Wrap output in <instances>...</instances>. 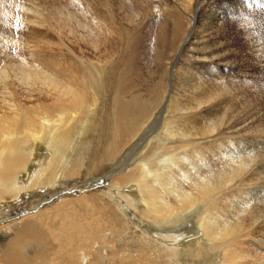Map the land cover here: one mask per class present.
Wrapping results in <instances>:
<instances>
[{
    "label": "bare ground",
    "instance_id": "obj_1",
    "mask_svg": "<svg viewBox=\"0 0 264 264\" xmlns=\"http://www.w3.org/2000/svg\"><path fill=\"white\" fill-rule=\"evenodd\" d=\"M23 1L0 0V264H264V88L218 79L264 74V0ZM59 3L66 58L10 18Z\"/></svg>",
    "mask_w": 264,
    "mask_h": 264
},
{
    "label": "rangeland",
    "instance_id": "obj_2",
    "mask_svg": "<svg viewBox=\"0 0 264 264\" xmlns=\"http://www.w3.org/2000/svg\"><path fill=\"white\" fill-rule=\"evenodd\" d=\"M28 1V0H27ZM31 2H36L37 3V1L38 0H30ZM45 1H47V0H45ZM58 1H60V0H56V2H58ZM18 2H19V0H18ZM21 2H24L23 0H21ZM77 3V4H76ZM233 5V6H232ZM77 6H78V8L80 7L79 6V4H78V2L77 1H75V7L74 8H77ZM260 6V5H259ZM58 7H60V3H59V5L57 6V8H56V10H54V15H53V22L52 21H50V25L48 26V25H46L44 28H40V27H31V25L28 23L29 21H27L26 20V18L24 19V21H26V23H27V30H25L26 29V27L24 28V27H19L18 28V26H17V24L19 23L18 21H19V19L21 18V17H26V16H33L32 14H30L29 12L26 14V12L27 11H25V13L24 12H22V14H24V15H21L19 12H15V14H14V17H13V15H9L8 14V16H10V18H12L13 20H12V22H14V20H17V24H15V22H14V27H15V29L19 32V34L22 36V38H23V44H24V46H27V44L30 42L29 40H31V42L29 43L30 45H33L34 43H36L37 44V49H36V53H37V51H38V53L39 54H44V56H45V53H47L48 55H50V56H55V54H59V52L58 51H60L61 53H60V55L63 57H68L69 56V51H67V49H66V47L67 46H69V47H71V48H74V45L71 43V42H69L68 41V39L66 38V36L65 35H63L62 33H60V8L58 9ZM77 8V9H78ZM228 9V10H227ZM226 9V13L228 14V16H230V15H232V16H234V12H235V4L233 3V4H231V5H229L228 6V8ZM2 10V8H0V11ZM15 10H17V9H15ZM14 10V11H15ZM29 14V15H28ZM20 15V16H19ZM26 15V16H25ZM19 19H18V18ZM21 20V19H20ZM23 21V22H24ZM10 24H11V22H10ZM22 28V29H21ZM35 29V31L33 30V29ZM37 28H39V29H37ZM30 31H29V30ZM34 32H33V31ZM41 31V33H40V31ZM24 32V33H23ZM22 33V34H21ZM40 33V34H39ZM31 34V35H30ZM37 34V35H36ZM39 34V35H38ZM44 35V38L42 39V36ZM15 36V35H14ZM46 36V37H45ZM62 36H64V37H62ZM37 37V38H36ZM60 37L63 39V44L62 45H60ZM34 38V39H33ZM70 38H72V36L70 37ZM29 41V42H25V41ZM34 42V43H33ZM31 43H33V44H31ZM10 44V45H9ZM28 44V45H29ZM35 44V45H36ZM83 46H85L86 44H83V43H81ZM8 46L10 47V49L8 50V49H6V51H7V53H9L10 54V59H15V58H18V55H15V54H18V53H20V54H26V53H24V52H26V50L25 49H23L22 47H16L15 45H13L12 43H8ZM32 47V46H31ZM76 49V48H75ZM84 49H86V52H89L88 53V55L87 56H89L90 54H92V50L93 49H91V48H87L86 46L84 47ZM61 50H63V51H61ZM65 50V51H64ZM5 51V52H6ZM31 51H33V47L31 48ZM16 52V53H15ZM65 53V54H64ZM66 53H67V55H66ZM87 54V53H86ZM60 56V57H61ZM22 58H24V59H17L16 61H18V60H24V61H26V62H28V58H26V56H23ZM3 60H4V58H3ZM15 61V62H16ZM9 62H12L11 60H9ZM1 63V62H0ZM29 63V62H28ZM252 64V62H249V61H245L244 63H243V65L241 66V68H242V70L244 71V73H246V74H218V79L219 80H223L224 81V83L227 81V80H234V82H236L237 80L239 81V80H241V81H248V80H252L254 83H255V85L257 86V87H262V88H264V74H257V70H256V68H255V66H253V64L252 65H250V64ZM245 64V65H244ZM40 67H42V66H40ZM253 68V69H252ZM255 69V70H254ZM9 70H11V69H7V71L9 72ZM253 71H255V72H253ZM250 74H249V73ZM253 73V74H252ZM206 75V74H205ZM221 75V76H220ZM231 78V79H230ZM236 78V79H235ZM262 78V79H261ZM219 80H217V79H215V82L216 83H220V84H223L221 81H219ZM255 80V81H254ZM263 82V83H262ZM18 84V83H17ZM261 84V85H260ZM220 106H222V105H220ZM225 109V110H224ZM223 109V114H225V113H228L229 112V107L228 106H226V108H224ZM227 109V110H226ZM249 110H251V108L249 107ZM253 113L259 118L260 116H262V115H264V111H259L258 109H253ZM210 115H212V113L210 114ZM253 115V114H252ZM251 115V116H252ZM255 115H253L252 116V121L253 120H257V117L255 118ZM263 117V116H262ZM255 118V119H254ZM263 122H264V119H263ZM264 124V123H263ZM242 126V125H241ZM244 126V125H243ZM240 128V127H239ZM238 128V129H239ZM236 129H237V127H236ZM238 129L236 130V132L238 131ZM241 129V128H240ZM248 129H250V128H247V127H244L242 130H241V132H243V133H249L250 134V131H251V129L250 130H248ZM248 131V132H247ZM245 133V134H246ZM236 135H237V133H235ZM238 136V135H237ZM232 138H235L236 136H231ZM103 172V171H102ZM77 192V189H74V193H76ZM23 197H20L18 200H17V202L18 203H20V202H22L23 201ZM52 200H53V197L51 196L50 198H48V200H47V202H52Z\"/></svg>",
    "mask_w": 264,
    "mask_h": 264
}]
</instances>
